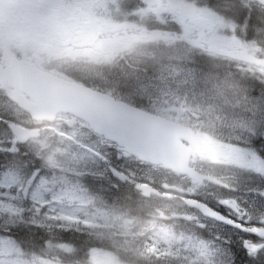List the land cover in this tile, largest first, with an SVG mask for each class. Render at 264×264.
<instances>
[{
  "label": "rangeland",
  "instance_id": "374dc122",
  "mask_svg": "<svg viewBox=\"0 0 264 264\" xmlns=\"http://www.w3.org/2000/svg\"><path fill=\"white\" fill-rule=\"evenodd\" d=\"M258 1L264 4V0ZM133 4L136 7L135 12L130 13V24L122 27L124 29H131V25L136 31L142 27L155 29L164 26L169 30L177 27L182 31V37L186 36L184 31H190L192 37L195 35L194 37L204 42L212 41L218 47L244 50L251 57H255L258 52V45L250 42L255 39L251 38L248 44L244 43L238 37L236 28L223 21L222 16L211 18L208 13L196 11V6L203 4L200 0H99L94 13L98 15L104 10V16L109 21L113 16L123 21V6L128 9L133 7ZM98 17L102 18L99 15ZM196 31L201 32V35L198 34L199 38ZM123 39L125 44L106 50L99 58L101 61H85L89 67L85 72L86 79L93 86L115 97H138L146 101L148 107V101L151 100L154 111L156 108L163 109L172 119L181 118L199 109V102L229 100L223 95L222 79L210 68L191 67L188 57L193 55V52L184 45L175 46L173 39L161 36H151L150 40L139 38L127 41L128 37ZM125 54L139 56L145 62L147 71L135 73L130 69L131 75L123 73L120 69V57ZM212 82L217 83L216 88L211 87ZM257 102L258 100H254V103ZM248 111L253 112L255 116L261 111V116L264 117V108L261 110L254 107ZM19 114L13 106L6 102L0 103V222L30 221L33 226L36 224L39 227L37 231L41 234L50 233L52 229H77L83 224H86L83 231H93L97 235H106L107 231L114 228L120 229V233L125 235L134 234L132 237L138 236L139 233L144 236L142 238L145 241L140 247V250H143L140 259H153L159 264L164 263V256L175 247L173 251L179 258L183 252L187 254L189 264H200L202 260L205 264H220L225 257L210 246L213 243L227 249L228 260L233 258L234 250L242 239L233 232L222 231L220 228H217L215 233L212 232V236H207L205 229L193 234V226L189 224H194L195 220L186 219L188 212L178 203L146 202L138 204L145 210L144 216H131L128 219L107 217L100 205L95 204L93 194H88L87 188L81 186L82 179L88 175L97 179L103 173V168L108 165L110 154L106 153L103 142L93 138L79 123L60 118L53 131L46 132L37 141L28 142L22 149L15 143L7 128L8 123L17 122ZM12 118L15 121H11ZM102 148L105 151H102ZM22 154L29 159L26 168L20 161L15 165L11 161L13 157L17 162ZM41 154L46 155V164L42 165L38 159ZM200 161L204 165L209 163L205 159ZM136 168L139 169L138 166ZM34 170L38 172L35 173ZM145 176L172 184H177L178 181L175 177L156 169H147ZM34 181L37 183L34 184ZM90 181L93 182L91 179ZM94 183L96 185L97 180ZM243 188L237 191L252 190L249 187ZM234 196H238L239 200L242 197L245 201L248 198L241 194ZM216 197H213V200H216ZM241 207L244 210L245 206ZM248 207L250 209L255 205ZM8 208L11 209L10 214ZM182 216V220L178 218ZM80 222L83 224H78ZM18 230L25 236L27 232H35V227ZM221 231L225 233L224 237L219 234ZM203 233L206 236H201ZM23 236H15L13 239L0 238L1 253H12L19 257V261L35 258L37 264H67L56 257V251L49 242L43 247L41 256L23 254L25 248L20 250V245L33 246V243L26 239L24 243ZM235 237L237 238L234 239ZM125 247L124 250L130 251L129 244ZM33 249L36 251L35 247ZM57 249L63 254L75 251L66 246H58ZM129 251L114 255L102 250L89 255L84 264H121L120 260L123 258H134ZM83 253L86 255L87 252Z\"/></svg>",
  "mask_w": 264,
  "mask_h": 264
},
{
  "label": "flooded vegetation",
  "instance_id": "af4514ba",
  "mask_svg": "<svg viewBox=\"0 0 264 264\" xmlns=\"http://www.w3.org/2000/svg\"><path fill=\"white\" fill-rule=\"evenodd\" d=\"M98 1L0 0V66L5 69L10 61L22 62L66 82L76 83L98 91V88L86 79L87 74L85 72L89 67L85 61L88 59L101 61L99 58L103 56L106 50L125 44L124 37H128L127 41H135L139 38L150 40L152 36L149 27H142L137 31L134 30L133 25L128 30L122 28L130 24V13L135 12L136 8L134 4L133 7L128 8V12H124L125 14L121 18L123 21H120L117 16L109 18L112 19L109 21L104 16V10L98 14L102 17L101 19L95 15V7ZM147 5L150 7L149 4ZM157 28L162 31L167 30V27L164 26ZM174 34L176 33L170 31L168 38L173 37ZM156 35L160 36L159 34ZM202 43L215 44L212 41ZM251 63L255 64L259 68L258 70L264 68V59H261L257 54ZM69 64L71 71L68 70ZM11 92V89L8 91L0 89V103L6 102V104L16 108L8 99ZM253 92L256 93L259 104L264 105L259 84L253 86ZM127 100L129 102H125L129 105L138 107L137 103L130 101V99ZM231 103L233 101L201 102L202 109L210 110H200L198 113L181 117V122L193 131L198 144V149L190 146L189 167L199 176L208 178L207 180L192 181L187 177L166 172L159 167H152L135 159L126 158L118 147L98 138L105 144V148L110 154L107 170L109 168L115 169L128 178V181L120 183L109 173L103 172L99 175L98 181L103 184L106 190L113 193L112 197L101 198L102 203L109 205V214L105 213V215L110 217V214H114V216L123 219H128L131 216L141 217L145 210L138 204L146 202L178 203L181 208L188 212L186 219L195 220L194 224H189L193 226L192 229L195 231L205 229L207 236H212V232L215 233L217 228L222 231L233 232L242 239L241 246L244 249V255L248 256V249H250L263 259L264 241L256 239L253 235L244 234L239 229H231L223 223L205 219L196 208L188 207L189 204L195 207H204L241 227L264 230V128L259 126V122L264 120V117L255 116L258 126L254 129V135L250 141L221 136L215 132V129L228 118ZM204 114L211 116H204ZM65 117L73 119L69 116ZM75 122L78 123V121ZM16 123L27 129L38 130L40 134L53 130L50 124L48 125L43 121L33 122L21 112ZM82 127L83 130L87 131L85 125ZM201 141L207 144L209 151L211 150L210 154L206 155L200 149L203 147ZM205 150L208 149L205 147ZM115 154L117 155L115 156ZM204 159L208 160L209 163L201 164L200 160ZM136 166H138V170ZM147 169H156L165 175L173 176L178 180L177 184L166 183L165 180L157 178H148L145 176ZM231 176L241 177L239 186L225 181V177ZM107 177L110 178V182ZM135 185L149 186L157 194L151 195L150 198H142L134 190ZM243 186L252 188V190L249 192L237 191V189H244ZM121 191L127 195L119 196ZM236 194L245 195L248 198L245 201L244 198L240 197L239 200L238 196H234ZM213 197H216V200H213ZM121 202L125 205L124 210L126 212H120ZM246 204L255 205V207L248 209L250 205ZM241 205L245 206L244 210ZM178 218L182 220L184 217ZM114 229L107 231L106 235L92 233V240L98 242L96 245L73 246V240H70V248L81 247L90 251L104 249L116 251L120 248L121 242L132 241L135 245L139 243V246L145 242L142 238L144 236L139 235V233L136 237H132L134 234H130L131 238H128L120 235V229ZM222 231L219 234L223 236L225 233ZM65 232L70 233L71 230L66 229ZM85 234L81 233L80 236L87 238ZM25 252H30V249H25ZM0 264L37 263L35 258L19 261L18 256L0 251ZM100 264L104 263L101 262Z\"/></svg>",
  "mask_w": 264,
  "mask_h": 264
},
{
  "label": "water",
  "instance_id": "95a60500",
  "mask_svg": "<svg viewBox=\"0 0 264 264\" xmlns=\"http://www.w3.org/2000/svg\"><path fill=\"white\" fill-rule=\"evenodd\" d=\"M184 42L193 48L203 49L194 40L185 39ZM207 51L232 60L250 59L243 51H225L211 47ZM0 88L13 89L10 100L32 120L51 122L58 113L72 115L85 122L96 135L122 148L127 156L191 179L195 178L193 171L188 168L190 150L184 149L181 143L182 140L194 144L193 135L189 129L179 124L115 101L109 95L64 82L23 63L13 62L6 69L0 67ZM9 128L19 144L38 137L37 131L15 125H10ZM141 189L144 191L143 196H150V188ZM199 210L206 217L222 221L204 210ZM228 224L234 226L229 221ZM244 232L264 240L262 230Z\"/></svg>",
  "mask_w": 264,
  "mask_h": 264
},
{
  "label": "trees",
  "instance_id": "16d2710c",
  "mask_svg": "<svg viewBox=\"0 0 264 264\" xmlns=\"http://www.w3.org/2000/svg\"><path fill=\"white\" fill-rule=\"evenodd\" d=\"M202 3L207 2L211 5L218 4V11L221 13L220 16L224 17L228 23H231L232 26L236 28V32H238V37L240 39L247 42L249 39L253 37L261 36L264 33V11H261L257 4L253 2V0H200ZM193 55L189 56L188 61L190 65L195 66L197 68H210L214 72L219 73V69H226L227 67H231L228 62L223 61L220 58H210L198 51L191 50ZM256 83V80L253 81V84ZM23 156V154H22ZM18 159V158H16ZM12 163L15 165L19 161L22 162L21 159H18L17 162L14 161V158L11 159ZM1 166V164H0ZM121 196L122 193H121ZM25 229L30 228L33 229L32 225H24ZM16 227L7 226L6 229H14ZM38 226L35 224V233L27 232L24 236L26 240L30 239L29 242L35 244V248L37 255H42L43 247L49 242L50 246L53 249H57V247L66 246L71 244L70 240H73V245H81V237L77 235L75 232L64 233V231L53 230L50 233L41 234L37 231ZM35 241V242H34ZM237 251V250H236ZM235 251V252H236ZM62 255L61 257H69L73 262L82 261L85 258V254L81 252V247L78 248L77 252L70 254H63L60 251L57 252ZM244 250L242 247L238 249L234 256V260L231 264H264V260L257 254L249 252L248 256L244 255ZM87 254V253H86ZM87 257V256H86ZM181 258V259H180ZM180 258L174 251H170L167 253L164 258V264H189L187 259V254L183 252L180 255ZM88 258L82 262V264L86 263Z\"/></svg>",
  "mask_w": 264,
  "mask_h": 264
},
{
  "label": "clouds",
  "instance_id": "9594fccd",
  "mask_svg": "<svg viewBox=\"0 0 264 264\" xmlns=\"http://www.w3.org/2000/svg\"><path fill=\"white\" fill-rule=\"evenodd\" d=\"M196 11L202 13L221 15L218 11V4L211 5L207 2L203 4H198L196 6ZM260 47L257 52V55L264 59V40L258 42ZM120 69L123 73H128L131 75L129 70H134L135 73L146 72L147 67L145 62L139 56H128L127 54L120 57ZM264 68H261L259 71L261 75L256 77L254 75L256 69H249V71L238 72L230 71L227 69H219L221 74V79L224 84L223 95L225 99L232 100L233 103L229 106V116L223 121L216 129L215 132L221 136H228L230 138H236L244 141H250L254 135V129L258 126L256 117L254 113H251L247 110L246 102L251 100V91L253 88V81L258 80L261 88V98L264 99ZM69 71H71V65L69 64ZM252 73L251 75L249 73ZM211 87L216 88L217 83L212 82ZM144 99V97H141ZM133 98L130 97V101ZM149 107L148 111L153 110V105L151 100L148 101ZM155 111L158 113L162 120H171L172 117L163 109L156 108ZM259 126L264 128V120L259 122ZM41 164H46L47 157L44 154L38 156ZM225 181L229 184H234L239 186L241 182L240 176H231L225 177ZM34 184L37 181L33 182ZM215 251L223 255L225 258L220 261V264H231L227 259V249L223 248L219 244L210 245ZM200 264H205V261H200Z\"/></svg>",
  "mask_w": 264,
  "mask_h": 264
},
{
  "label": "snow or ice",
  "instance_id": "6c2138e0",
  "mask_svg": "<svg viewBox=\"0 0 264 264\" xmlns=\"http://www.w3.org/2000/svg\"><path fill=\"white\" fill-rule=\"evenodd\" d=\"M262 70H264V69H262Z\"/></svg>",
  "mask_w": 264,
  "mask_h": 264
}]
</instances>
